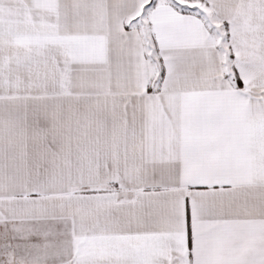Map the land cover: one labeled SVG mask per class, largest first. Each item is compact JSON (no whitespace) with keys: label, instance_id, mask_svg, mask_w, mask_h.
<instances>
[{"label":"snow or ice","instance_id":"snow-or-ice-1","mask_svg":"<svg viewBox=\"0 0 264 264\" xmlns=\"http://www.w3.org/2000/svg\"><path fill=\"white\" fill-rule=\"evenodd\" d=\"M0 264H264V0H0Z\"/></svg>","mask_w":264,"mask_h":264}]
</instances>
